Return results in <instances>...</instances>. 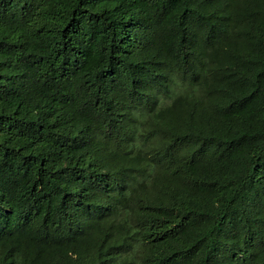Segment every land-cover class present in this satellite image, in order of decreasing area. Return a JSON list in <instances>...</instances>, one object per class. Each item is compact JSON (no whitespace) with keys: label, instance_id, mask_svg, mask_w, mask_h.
Listing matches in <instances>:
<instances>
[{"label":"trees","instance_id":"trees-1","mask_svg":"<svg viewBox=\"0 0 264 264\" xmlns=\"http://www.w3.org/2000/svg\"><path fill=\"white\" fill-rule=\"evenodd\" d=\"M0 264H264V0H0Z\"/></svg>","mask_w":264,"mask_h":264}]
</instances>
